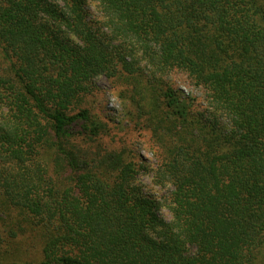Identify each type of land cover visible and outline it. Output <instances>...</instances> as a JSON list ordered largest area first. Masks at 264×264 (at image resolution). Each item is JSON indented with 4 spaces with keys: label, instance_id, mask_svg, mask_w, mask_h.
<instances>
[{
    "label": "trees",
    "instance_id": "16d2710c",
    "mask_svg": "<svg viewBox=\"0 0 264 264\" xmlns=\"http://www.w3.org/2000/svg\"><path fill=\"white\" fill-rule=\"evenodd\" d=\"M101 76L153 169L83 107ZM0 264H264V0H0Z\"/></svg>",
    "mask_w": 264,
    "mask_h": 264
},
{
    "label": "rangeland",
    "instance_id": "374dc122",
    "mask_svg": "<svg viewBox=\"0 0 264 264\" xmlns=\"http://www.w3.org/2000/svg\"><path fill=\"white\" fill-rule=\"evenodd\" d=\"M90 12L92 15L97 14L94 6L90 8ZM168 82L178 92L180 99L198 98L200 96L199 92L188 84L187 79L181 73H172L168 78ZM94 86L96 88L95 95L87 97L83 107L87 108L94 117L104 119L109 123L110 131L107 141H124L127 146L133 148L134 152L137 153L141 159H139V163L153 169L156 161L149 146L150 134L144 130L138 131L129 119L123 116L119 93L108 79L102 76L97 77L94 80ZM151 178L152 174L150 172H141L137 177V182L146 194H154L156 197L163 196L165 190L155 186ZM161 215L167 220L170 219L166 209L161 211ZM29 240L26 238L17 242L15 244L16 251L23 260H29L30 257L39 260L38 244L35 242L32 244Z\"/></svg>",
    "mask_w": 264,
    "mask_h": 264
}]
</instances>
